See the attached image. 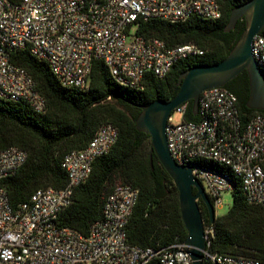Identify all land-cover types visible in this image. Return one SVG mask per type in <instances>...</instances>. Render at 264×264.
I'll use <instances>...</instances> for the list:
<instances>
[{
    "label": "built area",
    "instance_id": "2783aa9c",
    "mask_svg": "<svg viewBox=\"0 0 264 264\" xmlns=\"http://www.w3.org/2000/svg\"><path fill=\"white\" fill-rule=\"evenodd\" d=\"M221 0H0V97L23 100L37 112L45 100L30 75L9 61V53L25 49L44 60L62 86L85 88L91 63L100 60L121 86L141 88L143 76H164L179 58L200 54L194 43L167 45L162 39L136 33L137 21H182L191 15L216 19ZM251 54L264 69V33L251 41ZM188 101L168 115L166 146L178 164L191 166L213 211L223 204L237 177L248 203L264 204V117L252 113L245 121L237 99L224 86L202 90L195 120L184 118ZM177 113L180 120L173 122ZM117 137L111 123L100 124L87 143L63 153L60 167L66 181L60 187L35 188L15 207L0 183V264H191L184 243L139 247L126 239V224L137 188L115 183L104 197L101 215L85 234L62 225L60 211L70 204L75 186L83 183L95 157L106 153ZM26 151L0 148V182L24 162ZM212 165L227 169L223 171ZM230 173V175L228 174ZM212 223H203V261L211 264H264L263 260L206 250Z\"/></svg>",
    "mask_w": 264,
    "mask_h": 264
},
{
    "label": "trees",
    "instance_id": "16d2710c",
    "mask_svg": "<svg viewBox=\"0 0 264 264\" xmlns=\"http://www.w3.org/2000/svg\"><path fill=\"white\" fill-rule=\"evenodd\" d=\"M245 1L221 0V14L216 19L191 15L176 22L137 21L139 35L162 39L167 45L191 42L202 50L200 54L177 59L162 77L144 74L141 88L117 84L100 60L91 63L85 88L62 86L44 60L25 49L12 50L9 61L30 75L46 109L37 112L23 100L0 97V148L15 145L26 151L24 162L0 182L9 204L15 207L37 187L62 186L66 181V173L60 167L63 153L82 148L100 124L111 123L117 128L115 142L106 153L94 158L87 179L74 187L70 204L59 213L60 223L85 234L90 222L101 215L104 197L111 187L115 183H128L137 188V198L126 224L127 241L152 248L182 243L187 232L180 215L177 189L154 153H149L150 136L135 128L134 119L140 111L138 105L154 99L168 100L174 95L177 76L185 68L216 62L228 53L245 21L238 19L229 31L223 28L231 9ZM261 71L264 75V69ZM223 86L235 94L243 121L252 113L264 117V109L245 106L249 92L245 70ZM190 107L188 101L184 118L195 120ZM212 166L227 172L222 166ZM231 178V204L224 214L214 216L213 237L206 250L264 261V204L248 203L239 179ZM197 204L203 223H208L203 202L198 200ZM147 264L155 263L151 260ZM203 264L211 263L203 261Z\"/></svg>",
    "mask_w": 264,
    "mask_h": 264
},
{
    "label": "water",
    "instance_id": "95a60500",
    "mask_svg": "<svg viewBox=\"0 0 264 264\" xmlns=\"http://www.w3.org/2000/svg\"><path fill=\"white\" fill-rule=\"evenodd\" d=\"M241 18L245 21V27L223 58L209 64H195L185 68L177 76L176 93L168 100L154 99L147 104L138 105L140 111L134 119L135 128L150 136L149 153H154L177 189L180 215L187 232L183 243L185 250L189 252L191 264H202L206 245L203 219L197 201L203 202L210 223L214 220V212L203 187L193 177L191 166L178 164L170 156L164 128L169 113L177 105L190 101V111L195 114L197 98L202 90L223 86L242 70L246 71L249 88L245 106L255 110L264 109V75L251 54L252 38L264 28V0H246L235 5L223 30H231ZM149 165L152 167L150 156Z\"/></svg>",
    "mask_w": 264,
    "mask_h": 264
},
{
    "label": "rangeland",
    "instance_id": "374dc122",
    "mask_svg": "<svg viewBox=\"0 0 264 264\" xmlns=\"http://www.w3.org/2000/svg\"><path fill=\"white\" fill-rule=\"evenodd\" d=\"M172 120H173V122L179 121L180 120L179 114L173 113ZM221 197H222L223 204L214 209V211H213L214 216H219V215L224 214L228 210V208L231 204V193L229 191L222 192Z\"/></svg>",
    "mask_w": 264,
    "mask_h": 264
}]
</instances>
